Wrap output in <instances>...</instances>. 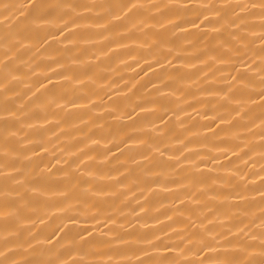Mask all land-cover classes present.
Listing matches in <instances>:
<instances>
[{"label": "bare ground", "instance_id": "obj_1", "mask_svg": "<svg viewBox=\"0 0 264 264\" xmlns=\"http://www.w3.org/2000/svg\"><path fill=\"white\" fill-rule=\"evenodd\" d=\"M0 264H264V0H0Z\"/></svg>", "mask_w": 264, "mask_h": 264}]
</instances>
